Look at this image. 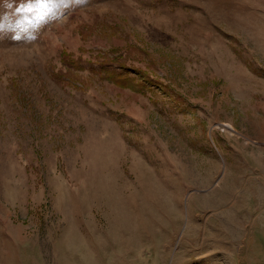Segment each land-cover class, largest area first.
<instances>
[{"label":"rangeland","instance_id":"obj_1","mask_svg":"<svg viewBox=\"0 0 264 264\" xmlns=\"http://www.w3.org/2000/svg\"><path fill=\"white\" fill-rule=\"evenodd\" d=\"M139 1L0 0V264H264V0Z\"/></svg>","mask_w":264,"mask_h":264},{"label":"crops","instance_id":"obj_2","mask_svg":"<svg viewBox=\"0 0 264 264\" xmlns=\"http://www.w3.org/2000/svg\"><path fill=\"white\" fill-rule=\"evenodd\" d=\"M197 1L198 0H196V4L199 5V3ZM124 2L126 5H129L131 7V9H135L136 12L139 11V5H140L139 0H124ZM148 3L151 5L154 4L150 1H147V4ZM217 6H219V9H220L218 12L213 11V13H211V14L208 12L205 14L203 11H199V10L196 12V15L194 17H195V22L198 26L197 28L205 27L204 17H205L207 22H210L209 27H211V25L214 26L215 24L229 23L233 20H236V17H237L236 12H234L232 9H229L230 8L229 4L219 3ZM180 13H181V16L182 17L184 16L186 19L187 12H184L181 10ZM255 13L259 15V19H258L259 21L256 18H254V20H256L255 23H257V22L264 23V4L262 6H260L258 13H257V11ZM237 18H239V17H237ZM96 112L97 111H95L93 113L95 114ZM101 116H102V118H106V119H104V124H106L107 121H110V127L111 128L109 129V131L114 132L116 134V136L119 137L120 140H123L124 139V131L121 129L120 123L118 122V120L115 121L111 117L104 116L103 114ZM111 124H112V126H111ZM43 146H44V148L46 147V148L50 149L49 144H46V145L43 144ZM82 152H83V148H82ZM114 153L118 159H121L123 157V155L118 154L119 151H117V150ZM53 154H54V152L51 151L50 156H52ZM56 170L57 169H56L55 163L53 161H50L49 166H48V171H49L50 175L54 179H56V181H57L59 174L57 173ZM78 178H79V176H78ZM84 253L91 254L92 252H90V249H87V252H84Z\"/></svg>","mask_w":264,"mask_h":264},{"label":"trees","instance_id":"obj_3","mask_svg":"<svg viewBox=\"0 0 264 264\" xmlns=\"http://www.w3.org/2000/svg\"><path fill=\"white\" fill-rule=\"evenodd\" d=\"M86 32L83 31V37H86ZM61 60H62V66L64 64V66L67 68V72L69 70H74V69H79V68H84V64L82 63V58L81 57H78V58H75L73 56H71V53L68 52L66 49H63L61 51ZM93 70L95 69V67H92ZM130 68V67H129ZM108 67H106V64L104 65H101L100 68L96 69L99 73L102 74V78H110L112 81H115L117 82V84L119 85H122V86H126V85H130L132 87H134L136 90H142L144 91V89L147 87V85H157L159 86L161 89H163L166 84H164V82L162 80H160L159 78H152L150 75H149V72L146 71V70H143L141 68L138 69L139 71V78L142 79L143 82L140 83V86L137 87L136 84H131L129 82H127V77L125 75V73H123V70H116V69H109ZM62 73V69L61 70H58ZM69 72H72V71H69ZM102 72H105V74H103ZM73 73H69L67 74L65 71H64V74H62L61 78L62 80L66 81V77L68 76L69 80H74L73 77L71 75ZM74 75V74H73ZM67 79V80H68Z\"/></svg>","mask_w":264,"mask_h":264},{"label":"clouds","instance_id":"obj_4","mask_svg":"<svg viewBox=\"0 0 264 264\" xmlns=\"http://www.w3.org/2000/svg\"><path fill=\"white\" fill-rule=\"evenodd\" d=\"M0 38H3L2 36H0Z\"/></svg>","mask_w":264,"mask_h":264}]
</instances>
